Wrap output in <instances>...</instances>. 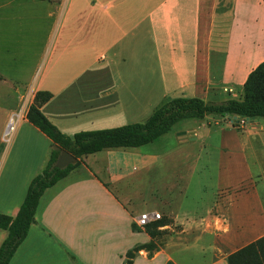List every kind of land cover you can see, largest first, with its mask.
<instances>
[{"label": "crops", "instance_id": "1", "mask_svg": "<svg viewBox=\"0 0 264 264\" xmlns=\"http://www.w3.org/2000/svg\"><path fill=\"white\" fill-rule=\"evenodd\" d=\"M38 5L49 24L35 55L44 61L42 72L31 76L24 65L0 64V139L9 119H17L9 147L0 145L1 215L16 216L52 149L26 118L37 92L52 94L40 110L72 136L114 128L108 123L124 120L127 110L145 105L153 112L168 99H238L264 63V0H0V22L31 24ZM36 43L24 39L20 46L30 50ZM13 55L29 60L24 50ZM116 59L119 76L111 67ZM105 61L108 69L100 66ZM219 119L207 118L206 126ZM198 129L186 128L190 141ZM236 132L248 139L247 148L241 145L252 154L248 162L263 172L248 181H222L200 196V214L185 206L174 212L175 199L160 196L153 181L145 188L143 171L158 156L113 149L82 157L44 192L9 264H227L228 256L264 237V118ZM138 201L146 208L137 210ZM143 213L161 215L156 229L167 238L128 258L153 242L146 227L160 220L141 228L135 220ZM6 236L0 229V245Z\"/></svg>", "mask_w": 264, "mask_h": 264}, {"label": "rangeland", "instance_id": "2", "mask_svg": "<svg viewBox=\"0 0 264 264\" xmlns=\"http://www.w3.org/2000/svg\"><path fill=\"white\" fill-rule=\"evenodd\" d=\"M43 5L42 7L39 5L32 7L35 10L31 9L32 11H30L32 18L31 24L27 21L20 24L15 21L8 23L7 20L0 22L1 66L12 68L18 65H24L23 71H27L31 76L36 73L39 76L42 72L44 61H39V58L35 55L39 54L42 50L39 46L40 40L49 30L48 21L45 20L46 15ZM26 15H28V12H26ZM32 38L36 39L37 43L32 44L30 50L20 46V42L22 43L24 39L29 41ZM23 50L26 53L29 52V60L23 61L22 58L16 59V56L13 55L15 53L18 55V52L22 53ZM116 63L117 59L114 63L115 68L114 66H110L116 69V75L119 76L118 65ZM100 64H96V67ZM107 65L108 62L105 61V64H101L100 66L107 68ZM109 74L114 77L110 71ZM22 76L26 77V74ZM120 76L122 77L123 75ZM4 88H6L4 92L9 91V88L6 86ZM223 99L224 97L216 100ZM137 109L139 112L127 110L124 115V120L111 121L108 123V126L116 127L144 122L153 110L152 107L145 105L137 107ZM207 118L221 119L219 116H207L203 120L185 119L175 124L166 135L146 146L125 150L118 149L129 152L142 151L148 156H158L157 161L151 165L152 167L143 171L142 177L145 181V188L147 189V185L149 187V183L153 181L157 184L155 188L158 190L160 196L173 197L175 199L173 206L174 212L177 211L178 207L182 209L185 206L188 212L200 214L204 210L200 203L201 195L209 196L210 193H214V190L222 181H230L232 183L243 180L248 181L250 180L249 178L254 175H260L263 172L253 163L248 162L247 159L252 154L247 149L245 153L241 150L243 143L246 144L247 148L248 139L247 137L243 138L236 130L240 131L250 126L249 124L242 123L241 119L225 118L219 119L217 126L214 125L213 120L208 122L210 126H206L205 120ZM13 119L15 122L17 121L16 117ZM202 125H204V128ZM188 127H199L195 141H190L188 134H185L187 132L186 128ZM10 141H3L2 136L0 139L1 149L8 148ZM141 172L142 170L138 167L134 175L137 174V176H140ZM184 189L185 192L182 191ZM144 206L145 204L138 201L135 208L140 210L146 208ZM147 206L148 210L159 208V211L161 210L162 212L160 205H157L158 207L155 206V208L152 207L153 209L150 208V206H153L152 204H147ZM159 223H163V220H160ZM146 228L150 231L153 239L152 243L156 242L161 245L166 240V232L158 231L154 228L153 224Z\"/></svg>", "mask_w": 264, "mask_h": 264}, {"label": "trees", "instance_id": "3", "mask_svg": "<svg viewBox=\"0 0 264 264\" xmlns=\"http://www.w3.org/2000/svg\"><path fill=\"white\" fill-rule=\"evenodd\" d=\"M51 98L49 92H37L26 114L28 122L50 140L52 149L40 173L31 180L16 216L0 214V229L7 232L0 245V264H9L26 238L44 192L67 177L80 164L82 157L106 150L146 146L166 135L175 124L185 119L203 120L207 116H219L253 121L264 118V63L249 75L238 99L230 98L221 103H211L201 98L168 99L155 108L144 122L80 131L72 136L59 131L41 112L42 105ZM62 151L75 157L77 162L63 169L56 168L55 163ZM162 224L158 222L153 226L157 228ZM154 247L150 242L135 248L128 253V258H132L133 252L140 249L152 250ZM227 264H264V237L228 256Z\"/></svg>", "mask_w": 264, "mask_h": 264}, {"label": "built area", "instance_id": "4", "mask_svg": "<svg viewBox=\"0 0 264 264\" xmlns=\"http://www.w3.org/2000/svg\"><path fill=\"white\" fill-rule=\"evenodd\" d=\"M241 122L246 123L245 119H242ZM16 127H17V121L15 122V120L13 118H10L8 123H7L4 135H3L4 141H10L11 140L13 134L16 131ZM160 219H161V215L158 213H153V214L143 213L136 218L135 223L137 226L142 228V227H145L146 225H148L149 223H151L153 221L160 220Z\"/></svg>", "mask_w": 264, "mask_h": 264}, {"label": "water", "instance_id": "5", "mask_svg": "<svg viewBox=\"0 0 264 264\" xmlns=\"http://www.w3.org/2000/svg\"><path fill=\"white\" fill-rule=\"evenodd\" d=\"M234 119H238L237 117H234ZM246 124L252 125L253 121H250L249 119H245ZM77 162V159L67 153L66 151H62L57 159V162L55 163V167L58 169H63L69 164H75Z\"/></svg>", "mask_w": 264, "mask_h": 264}]
</instances>
